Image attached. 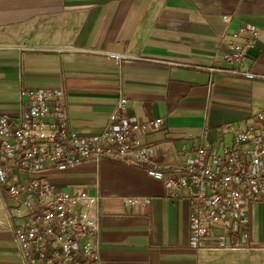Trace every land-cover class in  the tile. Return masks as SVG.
Instances as JSON below:
<instances>
[{
    "label": "crops",
    "instance_id": "0c3cea01",
    "mask_svg": "<svg viewBox=\"0 0 264 264\" xmlns=\"http://www.w3.org/2000/svg\"><path fill=\"white\" fill-rule=\"evenodd\" d=\"M247 26L260 30L247 69L264 75V0H0V117L17 112L20 87L59 89L71 129L97 134L121 92L129 116L165 121L145 139L155 161L179 163L192 139L221 137L222 124L264 108V83L209 72L228 67V42ZM107 52L130 58L119 64ZM52 178L100 196L105 264H264V205L255 206L261 250L198 255L187 202L169 199L146 167L102 160ZM129 198L151 203L135 212ZM14 206L0 184V264H22Z\"/></svg>",
    "mask_w": 264,
    "mask_h": 264
},
{
    "label": "built area",
    "instance_id": "2783aa9c",
    "mask_svg": "<svg viewBox=\"0 0 264 264\" xmlns=\"http://www.w3.org/2000/svg\"><path fill=\"white\" fill-rule=\"evenodd\" d=\"M226 19V17H225ZM260 37L254 26L232 34L225 55L227 68L209 72L264 83V75L247 69V58ZM119 64L130 57L104 54ZM18 110L0 117V184L15 202L20 225L10 224L22 264H105L98 194L63 189L52 177L102 160L146 167L164 183L166 196L189 206V247L202 252L261 250L251 238V210L264 205V108L244 121L220 126L221 137L207 133L192 139L194 148L179 163L157 162L158 147L145 139L165 121L143 122L126 112L119 92L105 128L81 135L70 127L69 112L59 89L20 87ZM135 212L151 198H129ZM11 217L10 210L5 211Z\"/></svg>",
    "mask_w": 264,
    "mask_h": 264
},
{
    "label": "rangeland",
    "instance_id": "374dc122",
    "mask_svg": "<svg viewBox=\"0 0 264 264\" xmlns=\"http://www.w3.org/2000/svg\"><path fill=\"white\" fill-rule=\"evenodd\" d=\"M61 181V179H60ZM58 178H52L51 182L53 184H56L58 187L62 186L59 182ZM255 207V206H254ZM252 208L251 210V238L255 241V239H259L260 234L262 233V228L260 227V219H261V213L260 207L258 208Z\"/></svg>",
    "mask_w": 264,
    "mask_h": 264
}]
</instances>
